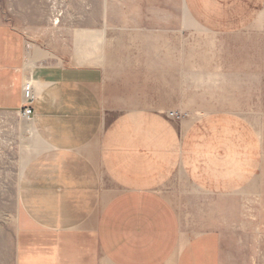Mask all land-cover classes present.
Segmentation results:
<instances>
[{
    "label": "crops",
    "instance_id": "obj_1",
    "mask_svg": "<svg viewBox=\"0 0 264 264\" xmlns=\"http://www.w3.org/2000/svg\"><path fill=\"white\" fill-rule=\"evenodd\" d=\"M263 1L184 0V22L195 23L191 14L209 29L238 28ZM109 102L103 71L38 67L25 34L0 22V112L33 108L14 264H236L222 231L191 233L183 211L245 182L251 170L232 139L214 122L169 117L171 107Z\"/></svg>",
    "mask_w": 264,
    "mask_h": 264
},
{
    "label": "rangeland",
    "instance_id": "obj_2",
    "mask_svg": "<svg viewBox=\"0 0 264 264\" xmlns=\"http://www.w3.org/2000/svg\"><path fill=\"white\" fill-rule=\"evenodd\" d=\"M103 1L0 0V22L25 34L38 67L103 71L110 106L171 107L169 117L217 124L251 171L230 195L183 208L184 226L219 229L227 257L264 264V1L221 29L191 14L185 24L184 0H108L105 23ZM23 116L0 112V264H14Z\"/></svg>",
    "mask_w": 264,
    "mask_h": 264
},
{
    "label": "bare ground",
    "instance_id": "obj_3",
    "mask_svg": "<svg viewBox=\"0 0 264 264\" xmlns=\"http://www.w3.org/2000/svg\"><path fill=\"white\" fill-rule=\"evenodd\" d=\"M61 13H62V12L58 11V12H57V15L60 16ZM59 21H60V18H59V17H56V18L54 19V23H58ZM28 64H29V63H27V65H28ZM25 88H26V91L29 93L30 88H31V87H30V82H29V84H25ZM23 128H24L25 133H26L27 135H30V134H31V120H30L29 118L25 117V116H23Z\"/></svg>",
    "mask_w": 264,
    "mask_h": 264
},
{
    "label": "built area",
    "instance_id": "obj_4",
    "mask_svg": "<svg viewBox=\"0 0 264 264\" xmlns=\"http://www.w3.org/2000/svg\"><path fill=\"white\" fill-rule=\"evenodd\" d=\"M32 112H33V108L30 106H27L24 108L23 115L27 118H31Z\"/></svg>",
    "mask_w": 264,
    "mask_h": 264
}]
</instances>
